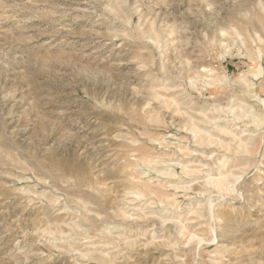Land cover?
Instances as JSON below:
<instances>
[{
  "label": "rangeland",
  "instance_id": "obj_1",
  "mask_svg": "<svg viewBox=\"0 0 264 264\" xmlns=\"http://www.w3.org/2000/svg\"><path fill=\"white\" fill-rule=\"evenodd\" d=\"M0 264H264V0H0Z\"/></svg>",
  "mask_w": 264,
  "mask_h": 264
}]
</instances>
